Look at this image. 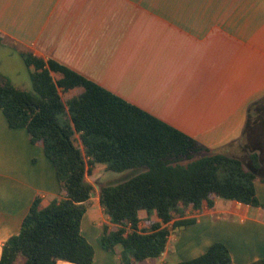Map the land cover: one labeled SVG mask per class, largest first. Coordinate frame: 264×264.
<instances>
[{
    "label": "crops",
    "instance_id": "obj_1",
    "mask_svg": "<svg viewBox=\"0 0 264 264\" xmlns=\"http://www.w3.org/2000/svg\"><path fill=\"white\" fill-rule=\"evenodd\" d=\"M0 38L28 78L21 52L66 66L245 166L251 152L264 158V0H0ZM108 173L96 164L90 175L102 183ZM254 187L264 204V182ZM36 198L41 208L61 198L55 171L0 111V258ZM211 200L185 214L194 222L171 231L158 264L199 257L217 242L233 264L264 258V209ZM90 207L100 219L86 210L80 231L94 248L92 264H119L117 248L97 243L112 228L97 194Z\"/></svg>",
    "mask_w": 264,
    "mask_h": 264
},
{
    "label": "trees",
    "instance_id": "obj_2",
    "mask_svg": "<svg viewBox=\"0 0 264 264\" xmlns=\"http://www.w3.org/2000/svg\"><path fill=\"white\" fill-rule=\"evenodd\" d=\"M20 56L30 70L31 91L0 79V111L9 128L25 129L30 143L41 145L61 198L43 208L39 198L33 201L19 232L3 244L0 264L93 263L94 248L80 224L93 191L85 176L96 164L112 173L137 171L115 185L97 183L112 224L97 243L106 251L117 248L119 264L160 257L171 231L194 222L185 214L203 203L212 207L213 197L264 209L254 187L260 168L256 152L249 153L247 168L239 158L200 145L54 60L29 52ZM73 89L81 92L63 101L61 92ZM176 264L233 262L228 247L217 242L201 256ZM248 264H264V258Z\"/></svg>",
    "mask_w": 264,
    "mask_h": 264
},
{
    "label": "rangeland",
    "instance_id": "obj_3",
    "mask_svg": "<svg viewBox=\"0 0 264 264\" xmlns=\"http://www.w3.org/2000/svg\"><path fill=\"white\" fill-rule=\"evenodd\" d=\"M0 75H3L4 77L9 79V83L13 85L16 88H19L24 91H31V83L29 78L26 75V72L23 71L22 68H20L19 62L16 59L9 60L8 53L0 50ZM73 94H76V91L73 92H67L62 93L61 92V98L63 101L68 100L70 96ZM76 144L78 145L77 138L75 136ZM247 168H250L248 165H246ZM137 171H126L122 173H112L109 172L107 175L101 178L100 182H102L105 185H115L117 183H120L122 181H125L135 175ZM257 180L264 181V158L260 161V168L255 172ZM87 179V180H86ZM91 181L92 183L88 182ZM85 181L90 184L93 188L91 197H94L96 194L98 196V179H95L92 177V174H87L85 176ZM90 197V198H91ZM260 199L264 203V194H260ZM99 199V198H98ZM100 204V201H99ZM101 206V205H100ZM102 208V207H101ZM86 210L87 212H90V214H94L96 219H100V215L98 214L97 210L92 209L90 207V199L86 204ZM103 210V209H102ZM194 211V210H193ZM189 212H192V210H189ZM104 214V212H103ZM105 215V214H104ZM145 218H143L144 220ZM148 261H142L139 264H149V262H154L156 264L157 261L155 259H151L148 263Z\"/></svg>",
    "mask_w": 264,
    "mask_h": 264
}]
</instances>
